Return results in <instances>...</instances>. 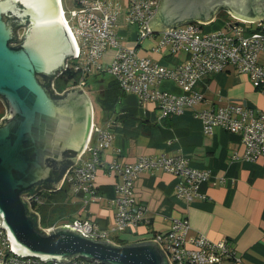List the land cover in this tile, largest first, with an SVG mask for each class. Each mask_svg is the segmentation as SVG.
<instances>
[{
    "label": "built area",
    "instance_id": "built-area-1",
    "mask_svg": "<svg viewBox=\"0 0 264 264\" xmlns=\"http://www.w3.org/2000/svg\"><path fill=\"white\" fill-rule=\"evenodd\" d=\"M159 2L160 0H138L128 6L124 21L137 27L138 39L152 35V31H148L147 22L157 11ZM62 11L76 41L78 54L67 58L65 69L52 79V88L58 94L69 88L80 87L88 96V75L94 69L104 71L118 83L125 94L132 93L140 102L153 103L163 118L181 114L202 103L204 94L197 89L199 81L208 75L225 72L228 68L248 75L256 89H264V16L261 20L244 21L226 12L228 18L215 30H207L211 21H194L168 27V31L162 32L158 47L166 48L171 55H185L184 60L168 67L138 56L133 48H126L120 43L115 31L117 12L106 0H79L72 10ZM20 37L17 31V38ZM111 47L115 49V54L109 63L104 64L102 57ZM67 71L79 72L80 77L76 83L69 82L63 90H59L56 79ZM164 80L174 81L181 93L174 94L160 89ZM194 116L200 120L205 134L221 128L239 135L243 146L242 160L254 162L264 158V112L240 102H230L223 106L196 110ZM113 137L108 121L102 126L95 124L92 109V126L87 145L75 164L70 166L60 185L79 196L83 205L97 197L95 176L101 162L100 153L111 146ZM106 168L119 179L115 185V216L110 230H99L88 218L62 220L44 226L41 215L33 204L40 201V190L29 198L23 196L30 209L38 214L39 227L48 234L57 226L69 225L84 236L115 244L111 238L113 232L135 227L146 219V207L137 201L134 194V180L138 175L158 170L170 173L176 179V197L187 202L198 196L199 184L212 176L208 169L192 166L188 158L182 155H142L134 163L114 161L107 164ZM189 231L188 218L180 216L172 220L166 232L155 233L153 236L151 240H155L167 264L239 262L236 251L226 240L214 242L200 234L190 236ZM0 264L102 263L97 259L86 260L79 257L58 261L20 256L10 249V241L4 229L0 228Z\"/></svg>",
    "mask_w": 264,
    "mask_h": 264
},
{
    "label": "water",
    "instance_id": "water-1",
    "mask_svg": "<svg viewBox=\"0 0 264 264\" xmlns=\"http://www.w3.org/2000/svg\"><path fill=\"white\" fill-rule=\"evenodd\" d=\"M219 10L244 21L261 20L264 0H160L147 22L148 31H168L170 26L194 21L207 23ZM26 19L29 24L17 38L16 24ZM77 54L59 0H0V99L6 110L0 119V228L10 249L20 256L167 264L155 240L116 245L84 236L69 225L47 234L39 227L38 214L23 199L42 187L59 188L87 145L92 126L90 99L80 87L62 94L52 88V79L65 69L66 59ZM67 151L75 155L56 180Z\"/></svg>",
    "mask_w": 264,
    "mask_h": 264
},
{
    "label": "crops",
    "instance_id": "crops-1",
    "mask_svg": "<svg viewBox=\"0 0 264 264\" xmlns=\"http://www.w3.org/2000/svg\"><path fill=\"white\" fill-rule=\"evenodd\" d=\"M133 1L138 0H106L117 12L115 31L120 43L133 48L138 56L168 67L184 60L185 55H171L166 48L158 47L163 31H152L151 36L138 39L137 27L124 21ZM224 19L218 22L214 16L207 30L220 28ZM114 54L115 49L109 48L102 63H109ZM102 72L94 69L89 77L99 88L113 79L109 76L104 80ZM159 87L170 93H181L172 80L162 81ZM197 89L204 94L202 103L163 118L153 103L140 102L132 93L124 94L114 110L104 116L103 124L109 122L114 137L111 146L100 153L101 162L95 176L96 199L83 205L80 197L65 187L63 203L79 208L73 219L88 218L99 230H110L114 224L113 199L119 179L106 168L107 164L134 163L142 155H182L192 166L208 169L212 175L199 184L198 196L191 202L176 197V179L170 173L158 170L138 175L134 180V194L146 207V219L135 227L113 232L114 240L125 244L150 240L154 233L166 232L174 218L186 216L190 236L200 234L210 241H228L239 257L237 264H264V158L254 162L242 160L239 135L221 128L205 134L200 120L194 116L196 110L230 102L264 112V89H256L248 75L233 68L204 77ZM90 102L93 109L91 99Z\"/></svg>",
    "mask_w": 264,
    "mask_h": 264
},
{
    "label": "trees",
    "instance_id": "trees-1",
    "mask_svg": "<svg viewBox=\"0 0 264 264\" xmlns=\"http://www.w3.org/2000/svg\"><path fill=\"white\" fill-rule=\"evenodd\" d=\"M78 1L79 0H75V5L78 4ZM220 11L222 10H219V12ZM224 15H226L224 16V18L227 19L228 15L226 12ZM28 24H29L28 19H26L24 24L17 23L15 30L26 27ZM15 42L19 43L20 41H18V39L16 38ZM79 77H80L79 72L67 71L62 76L58 77V79H56L57 88L59 90H62L60 89L61 86H65L69 82L76 83ZM89 77H90V74L87 77V82L89 81L88 80ZM45 83L50 87V81L45 82ZM124 94L125 93L120 89L118 83L114 79H111L107 81L105 85L101 86V88L97 90L96 101L98 102L99 107L103 111H105L106 113H110L114 110L115 105L119 102L120 98ZM54 96H57V95H54ZM74 155H75V152L73 151L66 152V155H65L66 159L64 161V165L61 166L59 170H57L56 177H55L56 180L62 177L63 173L66 170V166L69 163L68 161L69 157L74 156ZM63 189H65V186H62V188H57L56 190L46 189L45 187H42L40 189V194H39L40 201L38 203L33 202L34 208L37 211H39L41 215V222L44 226H48V225H51L53 223H56L62 220H73L75 213L79 209V208L69 206L63 203L64 202L63 198L66 195V190H63ZM58 193L59 195L57 196L56 194ZM53 202H56L57 204H54ZM112 235L113 233L111 234V238L115 243H117L118 245H127L124 242H121L119 240H114ZM154 235L155 233L152 235L151 239L153 238Z\"/></svg>",
    "mask_w": 264,
    "mask_h": 264
},
{
    "label": "rangeland",
    "instance_id": "rangeland-1",
    "mask_svg": "<svg viewBox=\"0 0 264 264\" xmlns=\"http://www.w3.org/2000/svg\"><path fill=\"white\" fill-rule=\"evenodd\" d=\"M62 2H63V7H64L65 10H72L75 7V0H62ZM225 12L226 11H223L222 10L220 12L218 11L215 14V16L217 17V19H219V21H220V19H224V16H226V15H224ZM216 24L217 23H215L214 25H216ZM23 31H24V27L19 30V34L22 35ZM109 76L110 75L107 72H102V78L104 80H107L109 78ZM66 86L67 85L61 86L60 89L63 90ZM98 88H99L98 85L95 82H92L91 80L89 81L88 86L86 87L87 92L89 94V98L91 99V101L93 103V111H94V121H95V124L98 125V126H102L103 125L104 116H105L106 112L103 111L99 107L98 102L96 101V95H97ZM4 114H5V107H4V104L0 100V119H1V116H3ZM60 188H62V187H60Z\"/></svg>",
    "mask_w": 264,
    "mask_h": 264
},
{
    "label": "flooded vegetation",
    "instance_id": "flooded-vegetation-1",
    "mask_svg": "<svg viewBox=\"0 0 264 264\" xmlns=\"http://www.w3.org/2000/svg\"><path fill=\"white\" fill-rule=\"evenodd\" d=\"M61 5H62V7H63V2L61 3ZM63 9H64V7H63ZM17 43V42H16Z\"/></svg>",
    "mask_w": 264,
    "mask_h": 264
},
{
    "label": "bare ground",
    "instance_id": "bare-ground-1",
    "mask_svg": "<svg viewBox=\"0 0 264 264\" xmlns=\"http://www.w3.org/2000/svg\"><path fill=\"white\" fill-rule=\"evenodd\" d=\"M60 4H61V3H60ZM60 6H61V5H60ZM61 10H63L62 7H61ZM64 19H65V17H64ZM65 20H66V19H65Z\"/></svg>",
    "mask_w": 264,
    "mask_h": 264
}]
</instances>
